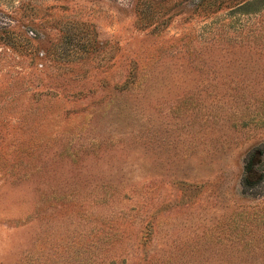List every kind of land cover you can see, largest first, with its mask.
Instances as JSON below:
<instances>
[{
  "label": "rangeland",
  "instance_id": "374dc122",
  "mask_svg": "<svg viewBox=\"0 0 264 264\" xmlns=\"http://www.w3.org/2000/svg\"><path fill=\"white\" fill-rule=\"evenodd\" d=\"M200 2L0 0V264H264V0Z\"/></svg>",
  "mask_w": 264,
  "mask_h": 264
},
{
  "label": "trees",
  "instance_id": "16d2710c",
  "mask_svg": "<svg viewBox=\"0 0 264 264\" xmlns=\"http://www.w3.org/2000/svg\"><path fill=\"white\" fill-rule=\"evenodd\" d=\"M230 1L234 0H201V2L197 5V9H205L210 11L217 12L219 9H222L221 7L225 5V3L228 2L230 4ZM241 2L237 3V5H240ZM213 9V10H212ZM149 20V15L144 13V20ZM264 184V175L260 178V180L256 182H251L247 179V182L244 183V186L246 189H250V191L254 190V192H257V188H259L261 185Z\"/></svg>",
  "mask_w": 264,
  "mask_h": 264
}]
</instances>
